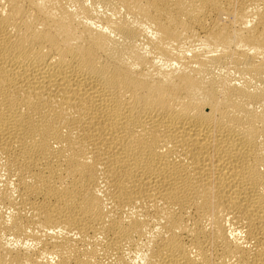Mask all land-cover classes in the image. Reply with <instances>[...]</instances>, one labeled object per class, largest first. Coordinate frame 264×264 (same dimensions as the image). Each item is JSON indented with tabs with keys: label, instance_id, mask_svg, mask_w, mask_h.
Segmentation results:
<instances>
[{
	"label": "bare ground",
	"instance_id": "1",
	"mask_svg": "<svg viewBox=\"0 0 264 264\" xmlns=\"http://www.w3.org/2000/svg\"><path fill=\"white\" fill-rule=\"evenodd\" d=\"M0 264H264V0H0Z\"/></svg>",
	"mask_w": 264,
	"mask_h": 264
}]
</instances>
